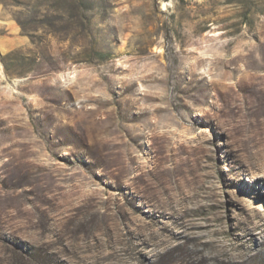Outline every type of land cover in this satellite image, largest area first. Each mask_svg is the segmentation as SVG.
Here are the masks:
<instances>
[{"label": "rangeland", "instance_id": "rangeland-1", "mask_svg": "<svg viewBox=\"0 0 264 264\" xmlns=\"http://www.w3.org/2000/svg\"><path fill=\"white\" fill-rule=\"evenodd\" d=\"M264 0H0V264H264Z\"/></svg>", "mask_w": 264, "mask_h": 264}, {"label": "bare ground", "instance_id": "bare-ground-1", "mask_svg": "<svg viewBox=\"0 0 264 264\" xmlns=\"http://www.w3.org/2000/svg\"><path fill=\"white\" fill-rule=\"evenodd\" d=\"M261 167L263 169V177H264V161H263V163H261Z\"/></svg>", "mask_w": 264, "mask_h": 264}]
</instances>
